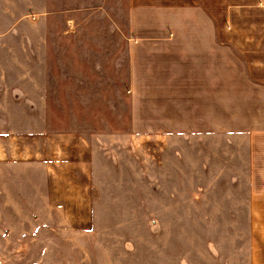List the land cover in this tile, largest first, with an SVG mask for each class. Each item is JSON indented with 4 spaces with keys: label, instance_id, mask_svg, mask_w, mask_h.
<instances>
[{
    "label": "rangeland",
    "instance_id": "1",
    "mask_svg": "<svg viewBox=\"0 0 264 264\" xmlns=\"http://www.w3.org/2000/svg\"><path fill=\"white\" fill-rule=\"evenodd\" d=\"M14 1L0 0L10 25ZM14 8L25 18L10 31L35 28L45 48L27 29L1 36L0 56L18 61L0 62V79L42 58L48 126L82 133L92 152L22 181L15 217L0 186V264H256L257 248L264 260V196L248 193L246 135L132 132L126 0ZM0 111L18 128L42 126L10 99Z\"/></svg>",
    "mask_w": 264,
    "mask_h": 264
},
{
    "label": "crops",
    "instance_id": "2",
    "mask_svg": "<svg viewBox=\"0 0 264 264\" xmlns=\"http://www.w3.org/2000/svg\"><path fill=\"white\" fill-rule=\"evenodd\" d=\"M3 6L0 37L22 29L34 37L27 25L10 31L25 17L13 6L10 25ZM124 24L132 132L246 135L248 193L264 196V0H126ZM23 43L32 49L28 38ZM34 58L26 68L2 69L0 79V102L21 103L42 125L18 128L0 111V186L10 217L18 214L22 181L34 182L37 171L48 176L58 162L85 163L92 152L82 133L48 126L46 62ZM14 59L0 56L6 66ZM256 250V264H264Z\"/></svg>",
    "mask_w": 264,
    "mask_h": 264
}]
</instances>
